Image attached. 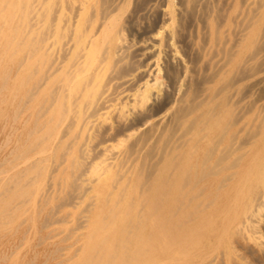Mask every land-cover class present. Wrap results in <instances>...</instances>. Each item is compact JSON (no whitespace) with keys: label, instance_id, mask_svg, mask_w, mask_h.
<instances>
[{"label":"bare ground","instance_id":"obj_1","mask_svg":"<svg viewBox=\"0 0 264 264\" xmlns=\"http://www.w3.org/2000/svg\"><path fill=\"white\" fill-rule=\"evenodd\" d=\"M87 192L60 261L264 264V0H0V261Z\"/></svg>","mask_w":264,"mask_h":264},{"label":"rangeland","instance_id":"obj_2","mask_svg":"<svg viewBox=\"0 0 264 264\" xmlns=\"http://www.w3.org/2000/svg\"><path fill=\"white\" fill-rule=\"evenodd\" d=\"M91 175H92V171H90V169H87V170H85V173L83 174V177L84 178H87V181H88V178ZM108 197L106 195H102V196H99L98 198L96 197V199H95V202L97 203V210L93 213L92 226L90 227V230H88L90 233L92 231H94V235L95 236H96V234H99V232L97 231V227L99 226L100 221L108 213V210L111 207L112 203L115 202V200L117 198V195L116 194H112V195H110ZM92 201H94V200H93V197L91 195V192H87L81 198L78 199V202L75 203V205L67 206L66 207L67 213L66 212H58L55 215H53L52 219L50 220L49 225L47 227H45V228H42L41 227V221L44 220L47 217V215H48L47 212H44V213H41V214H38V215H35V216H34L33 213H30L29 212L28 213V216L29 217L27 216V213L24 210L18 212V214L14 215L15 217L12 219V221L10 220L8 223L4 224L3 227L4 228H7V229H10V228L12 229V227L16 226L23 219L28 220V223L30 224V229H29V231L27 233V238L29 236V238H28L29 240L26 239L23 242V244H22L23 247L20 246L16 250V252L14 254H11V256H9V257H11L13 259H11V258L8 257L7 258L8 260L7 259L6 260H1L0 261V264H8L9 262H10L9 264H29L30 262H31V264L32 263L33 264H47V262H48V264H82V257L85 254L88 253V250L87 249L90 248L91 241H94L96 239L94 235H93V239L90 240V241H88L90 236L87 237L86 240H85V244H84L83 248H81L80 251H79V254L76 255V256H74L73 258H71L69 260L60 261V259L63 256H59V253H60L59 251L54 253V249L57 246H69L70 245V247H67V248H65L63 250L61 249L60 251L61 252H64V253L67 252V255H71V254L74 253V251H76V249H78L80 247V242H75L74 241V235H76L79 232H85L87 230L86 228H80L79 229L78 228V224H79V221L82 218L86 217V214H88V211H86V208L88 207V205H90V203ZM78 212H79V214H78ZM31 216H32V218H30ZM36 216H37V218H36ZM33 217H35V219ZM54 219H55V221H54ZM61 220H63V221H61ZM34 230L36 232H34ZM47 235H50V237H47L46 238V242H44L43 244H41L40 243V237L41 236H47ZM48 243L51 244V245H48ZM24 244L26 246H24ZM1 248H5V247L3 245H1L0 246V249ZM41 249L42 250L45 249V251H48V254L50 253L49 254V257H48L49 259L46 258L45 256L40 255V254H39L40 256L38 255L36 258L34 257V254L33 253H35V251H40L41 252L42 251ZM50 249H51V251H50ZM21 250H23V251L21 252ZM27 254H29V255H27ZM14 257H15V259H14ZM19 257H20V261H19ZM25 257H26V259H25ZM40 258H41V260H40Z\"/></svg>","mask_w":264,"mask_h":264}]
</instances>
